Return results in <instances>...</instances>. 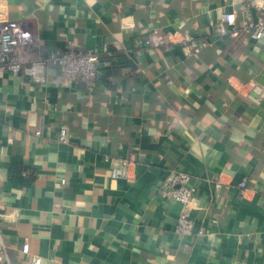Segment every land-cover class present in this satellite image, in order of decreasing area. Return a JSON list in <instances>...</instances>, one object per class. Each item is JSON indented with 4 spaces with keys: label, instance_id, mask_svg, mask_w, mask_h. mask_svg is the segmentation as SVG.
<instances>
[{
    "label": "crops",
    "instance_id": "obj_1",
    "mask_svg": "<svg viewBox=\"0 0 264 264\" xmlns=\"http://www.w3.org/2000/svg\"><path fill=\"white\" fill-rule=\"evenodd\" d=\"M248 2L0 0L32 58L100 53L90 88L58 66L0 73V264H26L25 238L41 264H264V38L217 34ZM189 37L206 45L188 55ZM176 170L197 189L187 237L163 186Z\"/></svg>",
    "mask_w": 264,
    "mask_h": 264
},
{
    "label": "built area",
    "instance_id": "obj_2",
    "mask_svg": "<svg viewBox=\"0 0 264 264\" xmlns=\"http://www.w3.org/2000/svg\"><path fill=\"white\" fill-rule=\"evenodd\" d=\"M254 13L257 15L255 19ZM243 23L237 25L235 12L223 15L224 25L217 30L219 36H236L239 32H246L254 40L264 38V0H249L242 9ZM194 38H186L185 44H189L192 50L188 55L198 53L202 46L194 44ZM150 47L167 46L164 36L155 34L145 41ZM31 42L23 30L10 24H0V73L10 72L14 75L25 73L36 83H45L46 70L52 66L61 68V85L73 87L83 83L89 88L93 86L100 62V53L96 50H79L68 47L62 52L39 50L35 58L31 57ZM40 135V132L37 133ZM61 140L65 141V132H62ZM129 164L112 169L114 178L128 177ZM190 174L183 171H174L168 181L163 185L166 195L175 200L181 207L178 216L176 232L187 237L195 232V221L191 215V203L195 198L196 187L191 183ZM242 188L246 187V181L240 182ZM198 234H203L200 230ZM22 253L28 257L26 264H41L42 259L38 255H31L30 240L25 238L22 245ZM8 260V248L0 238V262Z\"/></svg>",
    "mask_w": 264,
    "mask_h": 264
},
{
    "label": "water",
    "instance_id": "obj_3",
    "mask_svg": "<svg viewBox=\"0 0 264 264\" xmlns=\"http://www.w3.org/2000/svg\"><path fill=\"white\" fill-rule=\"evenodd\" d=\"M256 92H258V91H256ZM254 94H255V93H254ZM254 94H253V95H254ZM253 95H252V96H253Z\"/></svg>",
    "mask_w": 264,
    "mask_h": 264
}]
</instances>
